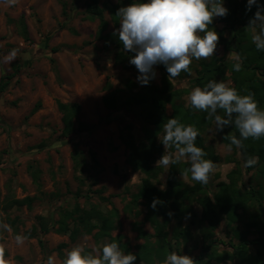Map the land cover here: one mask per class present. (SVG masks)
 <instances>
[{"label": "rangeland", "instance_id": "1", "mask_svg": "<svg viewBox=\"0 0 264 264\" xmlns=\"http://www.w3.org/2000/svg\"><path fill=\"white\" fill-rule=\"evenodd\" d=\"M88 3L89 0H18L11 6L0 3V79L17 70L16 77L0 95V223H6L7 218L18 219L16 228L22 237L33 226L38 228L39 217L49 226L47 234L25 237L22 244L16 243L12 230L0 229V245L5 249L7 264H47L50 256L54 258L53 264H63L67 252L75 246L84 248L85 254L95 255V249L117 238L121 244H127L131 253H136V248L144 244L139 229L152 237L151 243L156 240L153 227L145 220L144 203L134 206L130 202L145 178L151 179L158 189H165L168 169L156 166L165 148L162 145L147 172H135L124 142L129 140L138 145L153 135L155 143L160 144L164 132L163 129L155 132L154 127L146 124L142 106L126 101L131 96L128 83L136 85L132 93H143L137 80L139 72L121 50L118 35H114L120 25L114 26L109 11L112 6L126 4L125 0H98L108 23L101 35H98L99 20L86 13ZM21 18L27 27L28 41L20 32ZM219 18L214 19V30L222 32L226 41H232L233 32ZM244 28L252 39V29L247 24ZM13 49L17 55L9 62L5 58ZM120 52L126 56L123 63L116 61ZM204 60H218L235 67L241 63L234 52H226L219 43L214 56ZM198 70V61L193 58L189 72L172 78L174 88L184 92L185 107L190 105L188 96L196 87L194 79ZM155 72L153 83L159 86L158 66ZM221 81L233 87L228 71ZM110 94L117 97V107L113 110L103 105V98ZM57 102L81 107L75 123L77 131L69 138L61 135ZM166 114H171L169 107ZM202 138L205 148L219 160L205 185L210 197L217 192L219 183H228L227 175L235 169L241 171L238 182L241 192L264 185V178L256 177L254 171L246 172L238 149L229 151L221 142V132H216L214 122L205 129ZM168 152L174 153L175 149H167L165 154ZM179 180L185 187L197 182L191 173L179 176ZM26 197L33 198L29 208L2 210L7 198ZM191 207L194 217L184 221L181 227L185 236L172 240L171 225L168 239L172 252L191 256L196 264H201L199 258L207 261L209 255L231 256L230 246L238 244L237 235L245 232L244 226L259 223L264 217V200L260 204L252 201L244 213H239L237 223L228 225L226 220L222 221L206 254L201 253L206 226L199 222L200 209L194 201ZM76 208L95 209L107 217L112 223L110 239H95L101 226L98 221L92 222L97 227L91 234L81 235L75 242L58 234L60 212ZM69 225L72 228L71 222ZM254 232L251 229L247 241L258 237ZM62 244L65 247L60 249ZM254 248L249 247V254L255 253ZM220 264L239 263L228 259Z\"/></svg>", "mask_w": 264, "mask_h": 264}, {"label": "trees", "instance_id": "2", "mask_svg": "<svg viewBox=\"0 0 264 264\" xmlns=\"http://www.w3.org/2000/svg\"><path fill=\"white\" fill-rule=\"evenodd\" d=\"M146 3V0H140ZM261 5H264V0H258ZM126 4L121 7L134 3L133 0H125ZM230 7L226 17H220V23L225 24V27L233 32V40L226 41L222 32L219 34V45H222L226 52H234L239 60L240 68L236 69L233 65L219 63L218 60L206 61L201 59L198 61L200 70L196 71L197 75L194 79L196 87L203 88L209 81H221L225 72L228 71L231 75V81L241 96L253 94L254 99L258 102V107L264 110V51H258L252 43V39L247 34L244 28L245 24L248 25L250 18L256 12L255 5L251 11L246 10L247 0H223ZM120 6H112L109 11L114 26H118L120 17L116 16L117 10ZM86 13L91 18L99 20L98 35L106 31L108 23L104 20V11L99 6L98 0H89L86 5ZM214 21L209 25V30H214ZM20 32L26 41L29 40L28 31L23 18L20 19ZM215 31V30H214ZM249 33V32H248ZM203 36V33H200ZM123 49L119 39L117 40ZM126 52V51H125ZM126 55L131 56L134 53L126 52ZM123 52L116 55V61L123 63L125 59ZM161 73L160 85H155L153 79L148 85L142 86V93H132L133 88L136 87L133 83L127 84L128 92L131 96L126 101L133 103L137 106H142L144 111L145 121L147 125L154 127L155 132L163 129V124L170 118H176L184 125H192L199 131L195 144L197 147L202 148L207 155L204 157L206 160H211L218 163V158L213 156L203 144V134L205 129L211 125L212 120L206 119L207 113L200 110L193 109L190 105L185 107L182 97L184 92L176 90L172 83V78H169L164 65H157ZM17 70L10 75L0 79V95L10 85V82L16 77ZM103 105L108 110H113L117 107V97L115 94H110L103 98ZM144 106H147L146 108ZM167 107L170 108L171 114L167 115ZM58 112L61 114L62 132L64 138L73 136L77 129L75 123L81 112V107L78 104H64L57 102ZM218 114L224 115L222 110H218ZM228 133L236 135L239 138V132L235 127L229 126L221 132V142L228 147L230 141L225 139L224 136ZM155 136L152 135L146 143L135 145L132 141H123L129 151V164L135 172H147L150 165L154 161L156 155L161 151L162 143L156 144L153 140ZM172 149H175L174 147ZM234 145L232 150H236ZM242 156L243 163L250 157H258V163L252 167H247L246 172L254 171L256 177L264 178V137L259 140L249 138L244 141V148L238 149ZM190 163H178L171 165L168 169L166 177V187L164 190L158 189L149 178L141 181V185L136 194L132 196L130 204L137 206L139 202H143L147 213L145 220L153 227L155 231L154 243L150 242L152 238L142 230H138L139 237L144 240V244L136 248L137 252L133 253L137 256L134 264H163L168 255L172 253V244L168 239V230L173 225L171 231L172 240L177 241L185 234L181 231L184 221L191 220L194 217L191 203L194 201L196 206L200 209L199 222L206 226V230L202 233L203 251L201 253H208L211 249L212 239L214 232L218 229L223 220L227 221L228 225L237 223L239 213H244L249 203L252 201L260 204L264 200V185L259 186L258 189L248 188L245 192H241L238 182L241 179V171L235 169L227 175L228 183L221 182L217 185V192L210 197L206 192V186L196 182L192 187H185L179 180V176L187 168ZM190 173V172H189ZM188 173V174H189ZM187 174V175H188ZM35 178V174L33 173ZM36 182V180H34ZM154 199L159 200L155 209L151 206ZM33 198L26 197L22 200H15L7 198L2 210L8 211L13 208H21L31 206ZM171 213V215H169ZM38 228L33 226L30 231L24 232L23 236L26 238H33L38 233L45 235L49 232V226L44 218L39 217ZM93 221L100 222L101 226L99 232L95 234V239L109 238V232L112 229V223L107 218L100 214L98 210L90 209L88 211L81 209H74L71 212H60V218L57 222L58 234L68 236L70 242H75L81 235H89L96 225H92ZM18 219H6V223L10 226L14 236L19 235L16 224ZM72 223V228L69 225ZM245 232L238 234V244L231 245L233 253L231 256H217L209 255L207 261L199 258L201 264H211L214 261L220 264L225 260L236 259L239 264H264V217L261 222L246 224ZM253 229L255 234L258 235L256 239L247 241V235ZM110 242H118L121 250L127 254L130 252L127 244H121L117 239ZM206 243H208L206 245ZM254 246L255 253L249 254V247ZM65 245H60L59 248H64ZM201 254L200 257H202ZM6 257V252H5Z\"/></svg>", "mask_w": 264, "mask_h": 264}, {"label": "clouds", "instance_id": "3", "mask_svg": "<svg viewBox=\"0 0 264 264\" xmlns=\"http://www.w3.org/2000/svg\"><path fill=\"white\" fill-rule=\"evenodd\" d=\"M17 2L0 0V3L9 6ZM254 5L257 10L248 27L252 29V43L258 51H264V5L258 0H247L246 10L251 11ZM228 12L223 0H147L146 3H131L117 10L120 27L114 35H118L126 52L134 53L129 63L138 70L137 80L144 86L156 77L157 65H164L169 78H176L181 72L190 71L193 58L199 61L214 56L219 34L209 30V25L217 17H226ZM16 55L17 50L13 49L5 59L10 62ZM239 68L237 64L236 69ZM188 101L193 109L207 113L206 119L214 122L216 132H222L229 126L238 130L239 138L231 133L224 136L230 141L229 151L233 145L243 149L244 141L249 138L259 140L264 137V110L258 107L251 93L241 96L223 81L211 80L203 88L195 87ZM218 110H222L224 115L218 114ZM163 132V137L159 139L165 152L173 147L175 152H164L156 161V166L170 169L171 165L188 162L190 167L183 174L190 172L193 180L207 185L216 164L204 159L207 153L196 146L199 131L192 125L170 118L163 124ZM258 160V157L250 156L244 167H252ZM159 202L154 199L151 206L155 209ZM0 229L11 231L6 223H0ZM15 239L17 244H22L25 237L17 235ZM94 251L95 255L92 252L85 254L84 248L75 246L67 252L63 264H134L137 260L135 254H125L118 242L104 243ZM53 262L54 258L50 256L47 264ZM0 264H7L2 245ZM163 264H196V261L191 256L172 252Z\"/></svg>", "mask_w": 264, "mask_h": 264}]
</instances>
